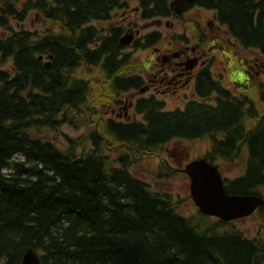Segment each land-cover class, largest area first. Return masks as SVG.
<instances>
[{"label":"trees","instance_id":"1","mask_svg":"<svg viewBox=\"0 0 264 264\" xmlns=\"http://www.w3.org/2000/svg\"><path fill=\"white\" fill-rule=\"evenodd\" d=\"M220 1L235 31L250 28L254 9L264 17V0ZM120 2L0 0V264H21L28 250L40 264H264L262 242L198 210L182 215L183 200L131 173L135 162L156 156L166 176L178 174L158 151L207 137L211 164L246 149L243 175L224 181L226 193L259 196L264 116L252 118L218 83L201 80L202 99L164 110V103L141 98L131 108L139 120H127L129 101L120 97L139 90L140 80L121 75L128 64L115 41L106 47L90 26ZM29 12L49 27H24ZM254 34L264 38L262 29ZM40 55L52 56L48 68ZM87 66L103 71L97 82L120 120L104 119L100 104L88 103L90 80L74 74ZM80 121L87 123L82 135L64 137L62 146L51 140L61 125Z\"/></svg>","mask_w":264,"mask_h":264},{"label":"flooded vegetation","instance_id":"2","mask_svg":"<svg viewBox=\"0 0 264 264\" xmlns=\"http://www.w3.org/2000/svg\"><path fill=\"white\" fill-rule=\"evenodd\" d=\"M162 1L121 0L105 20L99 21L105 25L99 32L106 43L113 39L119 48L118 58L132 65L131 68L126 66L127 73L122 72L121 75L140 80V89L125 95L128 105L132 108V104L141 98H153L164 103L153 92L174 96L181 93V98L186 99L192 96L185 104L199 100L200 81L208 80L218 83L221 90L231 97L230 101L250 109L252 118L261 119L264 116V38L253 37L260 29L264 32V17H259L261 8L250 13V28L235 31L236 28H231L222 14L220 0H191L183 5L180 0ZM256 1L262 0H252L251 4H256ZM92 22L99 23L91 21L90 24ZM94 24L91 27L96 30ZM97 46V42L92 44L93 49ZM137 58L141 60L136 61ZM42 62L46 63L44 59ZM214 66L216 74L212 72ZM74 74L77 76L76 72ZM210 95L216 96L213 92ZM117 115L121 118V114ZM124 116L127 117L126 112ZM245 153L246 149L242 147L237 159L227 162L217 158L214 162L234 163L244 172ZM204 154L200 159H205ZM214 164L211 165L217 167L224 181L227 180ZM258 195L264 199V185L258 188ZM257 214L260 223L264 221V205L249 217L226 223L234 226L235 222L248 221ZM259 226L257 233L248 239L264 244V226L263 230H259Z\"/></svg>","mask_w":264,"mask_h":264},{"label":"rangeland","instance_id":"3","mask_svg":"<svg viewBox=\"0 0 264 264\" xmlns=\"http://www.w3.org/2000/svg\"><path fill=\"white\" fill-rule=\"evenodd\" d=\"M33 18L34 13L29 12L26 20V25H24V27H27V29L34 31L47 29L49 27V25H45L44 23L41 24ZM91 24H94V22H92ZM94 25L97 27L95 31L100 37H102L99 30L105 26L104 23L99 22L95 23ZM58 31V27L54 25L50 33L55 34L58 33ZM140 60L141 58L136 59V61ZM47 61L50 62V60ZM9 67L10 62H8L4 68L9 69ZM127 67L131 68L132 65H127ZM128 68L124 71V73H126ZM136 69H138V67H136ZM75 72L77 75L76 77L86 78L90 80V88L87 96L88 103H93L95 101L100 104L98 113L104 119H116V115L117 113H119V109H117V107L114 108L113 103L111 101L113 97L104 95L102 93L101 83L98 84L97 82V80L101 78L103 73H101L99 69L93 68L91 66L78 68ZM212 72L216 74L217 69L215 68V66L212 68ZM225 85L228 86L227 84ZM153 93L157 96L158 100H163L164 110H174L176 108H183L185 102L192 98V96H188L189 99L181 98V93L176 96L172 94L167 95V93L162 92H158L159 94L155 92ZM135 95L136 94H134V96ZM125 97V95L120 97V102L125 101ZM113 110H115V112ZM112 111L114 112L113 114ZM83 112L86 113L87 111L83 109ZM124 112H126L127 119L129 121L139 120V117L134 116L131 107L128 110L127 107L124 108ZM118 119L120 120L121 118L118 117ZM86 124V122L80 121L77 126L67 124L61 125L56 132L50 135V138L55 144L62 146L65 143L64 137L67 136L74 138L82 135V133L85 132ZM208 148L209 139L205 137L194 141H173L167 143L163 145L162 149L158 151V154H160V159L163 160V162L167 166H171L174 169H183V167L189 162L197 160L198 158L200 159ZM215 163L216 165H218L224 178H226L227 180L234 179L235 177L243 174V171L239 169V166L234 163L229 165L218 161H216ZM160 164L161 163L159 162V158H157L156 156H147L132 165L131 173L135 177L144 180L146 183H148L152 187V189H159L161 191L164 190L172 194L174 198H179L180 200H183L184 203L180 207V213L184 216L192 215L197 210V208L190 199L188 177L181 172L178 174L166 176L167 173L161 170ZM258 224H260L259 230H263L264 221L261 220L260 223L259 216L257 214L248 221L235 222L233 227L239 230L244 235V237L250 238L257 233Z\"/></svg>","mask_w":264,"mask_h":264},{"label":"water","instance_id":"4","mask_svg":"<svg viewBox=\"0 0 264 264\" xmlns=\"http://www.w3.org/2000/svg\"><path fill=\"white\" fill-rule=\"evenodd\" d=\"M183 5L191 0H180ZM124 42H126L124 40ZM51 60L52 56L45 57ZM39 61L43 56L38 57ZM50 62H46L48 67ZM181 173L189 179L190 199L203 215L222 222L249 217L254 211L264 205V199L256 195H231L225 191L224 180L216 166L205 159H197L186 164ZM21 264H40V258L33 250H28Z\"/></svg>","mask_w":264,"mask_h":264},{"label":"bare ground","instance_id":"5","mask_svg":"<svg viewBox=\"0 0 264 264\" xmlns=\"http://www.w3.org/2000/svg\"><path fill=\"white\" fill-rule=\"evenodd\" d=\"M263 239V238H262Z\"/></svg>","mask_w":264,"mask_h":264}]
</instances>
